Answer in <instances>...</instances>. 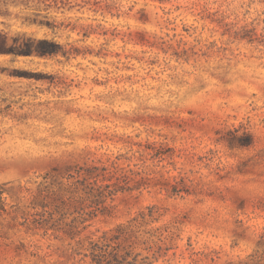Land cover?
<instances>
[{
	"label": "rangeland",
	"instance_id": "1",
	"mask_svg": "<svg viewBox=\"0 0 264 264\" xmlns=\"http://www.w3.org/2000/svg\"><path fill=\"white\" fill-rule=\"evenodd\" d=\"M118 229L125 264H264V0H0V264Z\"/></svg>",
	"mask_w": 264,
	"mask_h": 264
},
{
	"label": "trees",
	"instance_id": "2",
	"mask_svg": "<svg viewBox=\"0 0 264 264\" xmlns=\"http://www.w3.org/2000/svg\"><path fill=\"white\" fill-rule=\"evenodd\" d=\"M16 42L18 50L17 53L24 55H40L49 56L57 54L59 45L53 40L48 39H33L25 38L24 36L12 37ZM16 47V46H15ZM129 231L118 229V234L111 239H106V244L100 246L99 244L93 245V263L94 264H125L130 256L126 248L121 249L130 237H122L127 235ZM130 234V233H129ZM115 243V246L112 245ZM130 247L132 245H129ZM112 248V250L110 249ZM130 263V262H129ZM135 264V263H134Z\"/></svg>",
	"mask_w": 264,
	"mask_h": 264
}]
</instances>
